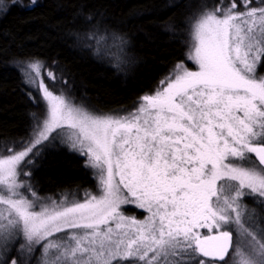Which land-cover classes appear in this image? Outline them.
<instances>
[{
	"label": "snow or ice",
	"instance_id": "6c2138e0",
	"mask_svg": "<svg viewBox=\"0 0 264 264\" xmlns=\"http://www.w3.org/2000/svg\"><path fill=\"white\" fill-rule=\"evenodd\" d=\"M202 8L189 17L197 70L177 64L126 115H94L50 88L42 61H14L39 111L0 156V264H31L38 247V264H264V227L241 203L264 205V0ZM57 139L87 157L100 194L37 210L19 176ZM129 204L148 216H126Z\"/></svg>",
	"mask_w": 264,
	"mask_h": 264
},
{
	"label": "trees",
	"instance_id": "16d2710c",
	"mask_svg": "<svg viewBox=\"0 0 264 264\" xmlns=\"http://www.w3.org/2000/svg\"><path fill=\"white\" fill-rule=\"evenodd\" d=\"M0 11V156L20 150L29 137L33 113L20 68L14 61L39 60L45 82L57 94L97 115L131 112L153 94L177 64L186 62L191 21L219 0H1ZM227 2V0H225ZM239 3V0H237ZM255 5V0H253ZM98 31L96 39L90 38ZM100 35L106 39L100 40ZM114 53H117L114 56ZM53 71L57 81L47 77ZM264 74V67L259 69ZM24 166L32 190L55 198L97 194V180L85 158L66 143L47 144ZM99 193V191H98ZM68 197V198H69ZM129 214L132 209H125ZM22 242V241H21ZM16 249L19 244H16ZM16 250L11 257H17ZM231 254L229 255L228 262ZM39 247L30 258L38 264Z\"/></svg>",
	"mask_w": 264,
	"mask_h": 264
},
{
	"label": "rangeland",
	"instance_id": "374dc122",
	"mask_svg": "<svg viewBox=\"0 0 264 264\" xmlns=\"http://www.w3.org/2000/svg\"><path fill=\"white\" fill-rule=\"evenodd\" d=\"M0 1H1V0H0ZM30 1L32 2L33 0H30ZM3 8H4L3 3L0 2V11H1ZM240 10H243V9L241 8ZM190 31H191V24H190ZM190 35H191V34H190ZM190 42H191V45H190V47H189V51H188V55H187V59H186V62H183V64H184V66L187 67L189 70H193V71H195V70H197V66L195 65V63H194L192 60H190V59L188 58V57H189V53H190V51L192 50V47H193V44H194V41L192 40V37H191V41H190ZM116 55H117V53H114V56H116ZM259 74H260V73H259ZM262 75H264V74H262ZM23 78H24V77H23ZM72 102H73L75 105H77V106H79V107H82V106L76 104L74 101H72ZM137 106H138V105H137ZM137 106H136V107H137ZM82 108H83V107H82ZM133 110H134V109H133ZM133 110H132V111H133ZM86 111H87V110H86ZM89 112H90V111H89ZM91 113H92V112H91ZM93 114H94V113H93ZM94 115H97V114H94ZM120 115H126V114H120ZM70 132H71V129L65 128V138H66L67 134L70 133ZM60 142H61V140H60V139H57V140L53 141V142L50 143V144L55 145V144H58V143H60ZM66 146H67L70 150L79 153L78 151L73 150V149L70 147V144H69V143H66ZM79 154H80V153H79ZM80 155H81V154H80ZM82 156H83V155H82ZM83 157L85 158V160H87V157H86V156H83ZM88 168L91 170L92 174L94 175L95 179L97 180V185H98V191H99V193H98V191H97V194H96V195H99V194H100V189H99V184H98V178H97L96 170L93 169V168H91L90 166H88ZM23 172H27L26 169H25L24 167H23ZM23 172H22L21 175L19 176V179H20L21 181H26L27 184H29V185L32 186V182H31V180H30V179L28 180V179L26 178V176L23 175ZM21 191H23V192L25 193V195L28 196L29 199H32L31 192L27 191V189H21ZM33 191H35L36 196L39 198V200L37 201V210H39V205H40L41 203H44V204H50L52 201H56L57 203H60L61 201H65V202L70 203V202L77 201V200L80 201V202H83L84 199H85V197H86V194H89V193H90V194L95 195V193H91V192L86 193V192H83V193L80 194V199H79L78 197H75V196H74V197H69V195H67V194L55 198L54 196H52V195H47L46 193H39V192H38L37 190H35V189H34ZM68 197H69V198H68ZM257 200H259L258 197L246 196V197H244V198L242 199L241 203L247 206V209H248L249 212H251L253 208H256V209H257V214H256L255 219L257 220V223H258L260 226L264 227V205H258V204H256L255 201H257ZM126 208L134 210L136 213H139V215H135L134 212H133V213L131 212L130 214H129L128 212H125V209H126ZM121 209H122V211L124 212V214H125L126 216H133V217H135V218L138 219V220H143V219H145V217L148 216V213H147L146 211H144L143 209H139V208H137L135 205H131V204H129V205H121ZM68 231H72V230H66L65 232L58 233V234H56V236L54 237V239H56V238H66ZM199 231H201L202 234H208V230H207V229H200ZM39 250H40V256H41V249L39 248ZM52 255H53V256L55 255V252H54V251H53ZM2 259H3V256H0V260H2ZM203 259H210V258H203ZM126 264H131V262H126ZM228 264H232V256L230 257V260H229Z\"/></svg>",
	"mask_w": 264,
	"mask_h": 264
}]
</instances>
